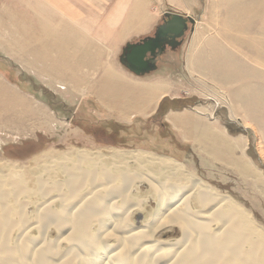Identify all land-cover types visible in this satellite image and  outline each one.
Returning <instances> with one entry per match:
<instances>
[{
  "label": "rangeland",
  "instance_id": "obj_1",
  "mask_svg": "<svg viewBox=\"0 0 264 264\" xmlns=\"http://www.w3.org/2000/svg\"><path fill=\"white\" fill-rule=\"evenodd\" d=\"M35 1L0 0V90L5 96L15 91L11 94L27 98L25 105H12L18 114L28 105L36 110L35 116L25 121L18 114L14 124L0 120V169L10 171L15 166L30 178L36 168L34 159L46 153L58 157L86 151L90 154L88 163L103 161L109 166L121 162L116 155L120 151L133 158L126 161L132 165L139 161L135 153H141L142 160L149 162V156L170 157L183 163L184 174L202 179L220 195H231L251 213L250 219L264 235V187L245 179L234 165L243 158L264 184V0H180L179 5H173L185 13L182 15L195 19L184 36L173 42L179 53V66L174 69L178 83L175 94L181 98L177 104L165 98L157 113L148 116L145 113L152 106L147 100L127 97L131 80L123 81L124 100L101 99L99 93L92 91V75L77 83L66 82V76L77 68L73 57L66 58L62 76L60 72L54 75L58 69L47 60L50 56L42 43L43 36L29 41L28 46L33 43L34 47L29 51L18 52L11 47L12 40L24 36L20 26L28 24V19L22 14L26 10L30 18L33 10L29 4ZM74 1L83 3L85 14L93 11L91 2L95 0H61L58 8ZM149 1L153 11L157 10L156 0ZM166 1L159 5L165 12L155 29L129 43L153 36L165 13H176L166 10ZM87 22L89 19L84 18L82 25ZM125 48L116 53V62L126 70ZM156 68L150 72H159L160 67ZM117 73L122 72L118 69ZM121 77L118 74L120 80ZM169 105L179 109L174 127L165 119L173 109ZM183 180L181 183H185ZM143 185L144 211L152 212L156 202L150 197L154 194L150 186ZM188 192L186 185L184 193ZM195 207L201 210L200 206ZM145 214L135 216L136 226L145 221ZM17 236L16 232L12 234L11 241ZM165 237H180V229L171 228Z\"/></svg>",
  "mask_w": 264,
  "mask_h": 264
},
{
  "label": "bare ground",
  "instance_id": "obj_2",
  "mask_svg": "<svg viewBox=\"0 0 264 264\" xmlns=\"http://www.w3.org/2000/svg\"><path fill=\"white\" fill-rule=\"evenodd\" d=\"M29 5L32 15L28 18L25 10L28 24L20 26L25 34L12 40L11 47L29 51V41L43 36L47 60L58 69L53 74L62 76L68 57L64 34L79 20L73 18L72 25V17L66 19L70 14L58 8L61 0ZM8 93L0 90V120L14 124L19 116L22 121L35 116L31 105L18 114L12 105H25L27 98ZM135 154L136 165L120 151L121 162L109 166L88 163L86 151L58 157L46 153L34 159L30 178L15 166L0 169V264H264L263 232L231 195H220L202 179L184 174L183 163L173 158L149 156L151 164ZM235 164L245 179L264 187L247 161ZM143 184L154 194L152 212L144 211ZM139 213H146V219L136 226ZM175 226L180 237L166 238ZM15 232L18 238L12 242Z\"/></svg>",
  "mask_w": 264,
  "mask_h": 264
},
{
  "label": "crops",
  "instance_id": "obj_3",
  "mask_svg": "<svg viewBox=\"0 0 264 264\" xmlns=\"http://www.w3.org/2000/svg\"><path fill=\"white\" fill-rule=\"evenodd\" d=\"M89 1L91 2V0ZM164 1L156 0L157 10L154 11L151 8L152 1L149 0H95V2H91L93 3L91 14L83 12L85 8L82 7L81 1L80 3L77 1L67 3V6L65 4L61 7V10L68 9L63 13L71 15L65 14L66 19L72 17L79 20L77 27H68L64 34L67 55L73 57L77 66L74 72L66 74V82L77 83L81 81L82 77L86 78L92 75L93 79L90 80L93 85L92 91L100 94L98 98L109 100L118 98L119 101L125 99L123 87L127 80H131L127 97L134 100H147L152 106V110L146 112L145 116L157 113L159 104L165 98L169 103L177 104L181 96L175 94L178 83L175 81L174 69L179 66L177 59L179 53L173 47H166L156 60V70L160 67L159 72H145L142 77L135 75L129 69L125 70L122 66L119 67L116 62V53L121 48H125L127 43L129 44L133 39L149 35L155 29L165 12L161 10L163 6H159ZM180 3V0H167L166 10L170 9L176 13L185 14L179 12L175 6L173 7ZM71 7L76 12H70ZM84 18H88L90 21L87 22L88 28L87 26L81 27V21ZM118 69L122 73H117ZM118 74H121L122 80L118 78ZM84 81L89 82L88 79ZM93 83H97L98 86L95 87ZM170 107L173 109L169 110L165 119L174 127L175 112L179 109L177 110L174 106Z\"/></svg>",
  "mask_w": 264,
  "mask_h": 264
},
{
  "label": "water",
  "instance_id": "obj_4",
  "mask_svg": "<svg viewBox=\"0 0 264 264\" xmlns=\"http://www.w3.org/2000/svg\"><path fill=\"white\" fill-rule=\"evenodd\" d=\"M195 19L179 13L166 12L163 23L159 25L153 36L144 38L137 43H129L125 48L123 63L137 75L149 72L156 67V60L161 56L169 40L177 42ZM169 45H175L170 43ZM172 47V46H171ZM151 57H150V56Z\"/></svg>",
  "mask_w": 264,
  "mask_h": 264
},
{
  "label": "flooded vegetation",
  "instance_id": "obj_5",
  "mask_svg": "<svg viewBox=\"0 0 264 264\" xmlns=\"http://www.w3.org/2000/svg\"><path fill=\"white\" fill-rule=\"evenodd\" d=\"M169 42L173 43V42H174V40H172V39H171V40H169V41L167 42V43H168V45H166V47H171V46H172V47L174 48V46H175V47H177V46H178V45H174V46H173V45H169V44H170ZM149 56H150V55H149ZM150 57H151V56H150Z\"/></svg>",
  "mask_w": 264,
  "mask_h": 264
},
{
  "label": "trees",
  "instance_id": "obj_6",
  "mask_svg": "<svg viewBox=\"0 0 264 264\" xmlns=\"http://www.w3.org/2000/svg\"><path fill=\"white\" fill-rule=\"evenodd\" d=\"M167 107H169V106H167ZM170 108H171V107H170ZM160 109H162V107H160ZM160 109H159V110H160ZM165 109H166V108H165ZM165 124H166V123H165Z\"/></svg>",
  "mask_w": 264,
  "mask_h": 264
}]
</instances>
